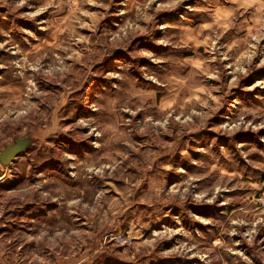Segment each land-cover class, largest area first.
<instances>
[{"label":"rangeland","instance_id":"1","mask_svg":"<svg viewBox=\"0 0 264 264\" xmlns=\"http://www.w3.org/2000/svg\"><path fill=\"white\" fill-rule=\"evenodd\" d=\"M0 264H264V0H0Z\"/></svg>","mask_w":264,"mask_h":264}]
</instances>
